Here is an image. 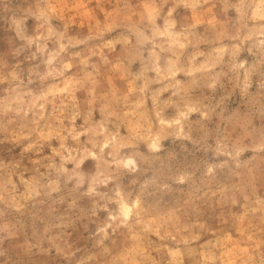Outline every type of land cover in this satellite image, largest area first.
<instances>
[{
    "label": "rangeland",
    "instance_id": "rangeland-1",
    "mask_svg": "<svg viewBox=\"0 0 264 264\" xmlns=\"http://www.w3.org/2000/svg\"><path fill=\"white\" fill-rule=\"evenodd\" d=\"M0 264H264V0H0Z\"/></svg>",
    "mask_w": 264,
    "mask_h": 264
}]
</instances>
